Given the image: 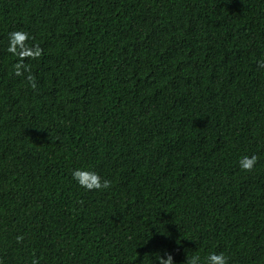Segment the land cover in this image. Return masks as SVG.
<instances>
[{"label":"trees","instance_id":"obj_1","mask_svg":"<svg viewBox=\"0 0 264 264\" xmlns=\"http://www.w3.org/2000/svg\"><path fill=\"white\" fill-rule=\"evenodd\" d=\"M260 59L264 0H0V264H264Z\"/></svg>","mask_w":264,"mask_h":264},{"label":"clouds","instance_id":"obj_2","mask_svg":"<svg viewBox=\"0 0 264 264\" xmlns=\"http://www.w3.org/2000/svg\"><path fill=\"white\" fill-rule=\"evenodd\" d=\"M30 36L25 31H12L9 33L8 44L6 51L17 58L13 65V72L16 76H21L24 73H29L25 78L35 87L34 77L30 74V66L25 63V58L37 59L41 55V49L38 45L29 46L26 41ZM258 67L264 69V59L257 61ZM258 157L253 154L251 156H242L238 163L241 170L251 172L257 164ZM71 178L83 190L86 191H101L107 190L112 186L109 179L102 178L97 172L87 168H75L71 172ZM159 264H173L172 256L165 253L163 256H156ZM201 256L198 254L187 257L186 264H201ZM32 264H39V260L34 258ZM203 264H228V257L222 252L209 253L204 259Z\"/></svg>","mask_w":264,"mask_h":264}]
</instances>
